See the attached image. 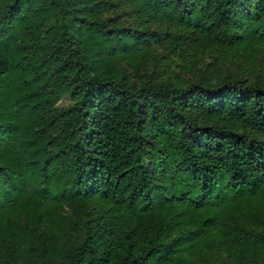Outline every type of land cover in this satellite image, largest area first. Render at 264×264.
<instances>
[{
    "label": "trees",
    "instance_id": "1",
    "mask_svg": "<svg viewBox=\"0 0 264 264\" xmlns=\"http://www.w3.org/2000/svg\"><path fill=\"white\" fill-rule=\"evenodd\" d=\"M0 264H264V0H0Z\"/></svg>",
    "mask_w": 264,
    "mask_h": 264
},
{
    "label": "rangeland",
    "instance_id": "2",
    "mask_svg": "<svg viewBox=\"0 0 264 264\" xmlns=\"http://www.w3.org/2000/svg\"><path fill=\"white\" fill-rule=\"evenodd\" d=\"M205 62H208V59H205ZM251 64L249 60L244 58H238L235 62L232 63H226L222 62L221 66L216 71L217 74H242V75H248L251 73L250 70ZM70 99L68 96L63 97L61 101L59 102L60 106H66L70 104Z\"/></svg>",
    "mask_w": 264,
    "mask_h": 264
}]
</instances>
